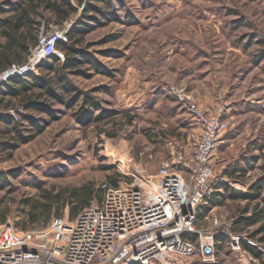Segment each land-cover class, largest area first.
Listing matches in <instances>:
<instances>
[{
	"label": "rangeland",
	"instance_id": "rangeland-1",
	"mask_svg": "<svg viewBox=\"0 0 264 264\" xmlns=\"http://www.w3.org/2000/svg\"><path fill=\"white\" fill-rule=\"evenodd\" d=\"M20 1L0 0V20L12 15ZM70 2L77 12L62 22H56L52 11L44 7L33 14L39 31L55 26L69 31L87 6L99 9L83 19L89 29L79 36L78 47L91 63L68 74L77 90L70 105L41 97L48 103L46 113L23 108L20 98L2 95L11 104L8 109L22 107L23 116L37 125L35 129L30 121H23L19 130L25 140L12 143L16 133L13 129L8 133L0 121V171L19 174L9 177L8 187L0 189V224L12 222L16 231L42 226L28 223V207L23 202L38 198L39 187L71 188L90 181L104 196L108 187L131 182L137 170L154 173L177 151L191 153L200 128L178 100L176 90L192 96L207 114H217L222 106L227 109V135L238 132L239 136L228 148L215 151L213 164L218 172L233 164L234 154L245 148L247 124L252 129L259 126V131L264 128V115L249 113L245 102L246 98L264 102V57L258 43L264 41V0ZM4 41L0 33V43ZM57 52L62 62L64 56ZM208 82L218 86L219 99L214 98L216 93L212 95L214 88ZM55 91L64 94L59 88ZM84 93L97 100V105L87 108L79 97ZM86 114L91 115L87 120ZM99 114L106 116L96 123L94 117ZM126 116L132 120L128 122ZM262 172L260 167L253 170L246 182L260 178ZM115 173L117 184L111 185L108 176ZM70 208L66 205L60 216L53 214L50 219L73 220ZM254 208L253 202L227 199L213 214L222 221H236L251 215ZM199 218L196 224L206 227L212 214ZM263 223L264 219L231 233L252 238L250 232ZM255 235L252 241L258 243L261 235ZM216 255L215 264H259L251 254L244 257L233 250L229 239L216 248ZM187 263L202 264L198 254Z\"/></svg>",
	"mask_w": 264,
	"mask_h": 264
},
{
	"label": "built area",
	"instance_id": "built-area-1",
	"mask_svg": "<svg viewBox=\"0 0 264 264\" xmlns=\"http://www.w3.org/2000/svg\"><path fill=\"white\" fill-rule=\"evenodd\" d=\"M58 41L68 42L66 28L42 30L25 62L0 71V87L13 78L36 74L58 53ZM175 95L200 128L191 153L177 151L154 173L137 170L131 182L108 187L100 202L84 207L73 220L51 219L24 231H16L12 222L0 224V264H188L197 254L202 264H215L217 236L229 239L241 256H249L242 247L246 242L264 258V241L232 234L234 220L212 215L209 226L196 224L202 207L215 194H223V184L237 188L241 182L227 180L213 164L229 129L225 106L217 114H207L192 96L178 90ZM23 115L22 107L0 109V116L15 120ZM261 174L259 179L264 171Z\"/></svg>",
	"mask_w": 264,
	"mask_h": 264
},
{
	"label": "trees",
	"instance_id": "trees-1",
	"mask_svg": "<svg viewBox=\"0 0 264 264\" xmlns=\"http://www.w3.org/2000/svg\"><path fill=\"white\" fill-rule=\"evenodd\" d=\"M62 1H64L63 4H59V2L55 0H21L15 5V10L12 15L0 20V33L5 39L3 43H0V71L6 69L12 63L25 62L30 49L37 44L38 35L42 31L37 30L39 22L35 20L33 14L36 13L39 7L51 10L56 18V22H62L77 12V9L74 8L70 0ZM105 1L107 2L108 0ZM75 2L80 4L83 0H75ZM1 11L0 9V12ZM91 11L98 12L99 9L93 5L87 6L85 11L80 14L79 19L76 20L75 27L68 31V42L58 41L56 43L57 50L61 51L64 56L63 61L60 62L59 56L53 55L39 66V75L29 74L24 77H16L11 79L7 85H2L0 87V107L8 108L11 106L10 102L2 98V95H5L4 93L20 98L23 108L25 107L34 111L39 110L49 113L47 107L48 103L42 100L41 97L48 100L61 101L63 105H70V102L73 100L72 95L77 92V90L69 80L68 74L75 71L83 63H88L90 61L88 55L79 49L78 43L81 41L79 36H83L89 29L87 28L88 25L84 24L83 19H87ZM99 14L105 17L104 12H99ZM94 21L97 22L96 20ZM258 43L262 46V55L264 57V41L259 40ZM41 71L46 73L43 74ZM56 88H59L61 93L64 94L60 95L57 93L55 91ZM34 89H38V92L33 95L32 92H34ZM79 97H82V102L87 108L97 105V100L86 93L81 94ZM90 116V114H86L84 119L87 120ZM105 116V114H99L94 117V120L98 123L102 121ZM126 117L128 122L132 120L131 116ZM0 121L4 123V128L8 133L11 132V129H13L12 133H16L12 143L25 140L21 137V132L19 130L23 121H30L35 126V129H37L34 120L29 116H21L17 120L11 116H0ZM14 145L15 144H13V146ZM8 147L9 145H7V148ZM105 167L106 166H104V168ZM18 175V172L14 171H0V189L8 187L9 177L14 178ZM117 177V173L108 176L111 185L117 184ZM262 186H264V177L257 181L255 186H251L246 191L237 190L224 184L223 194H215V196L209 200V203L202 207L200 217L209 210L210 206L218 207L227 199L246 200L248 202L254 201L256 206L254 212L249 216H241V218L233 222L230 228L231 231L240 233V231H243L246 227H250V225L256 224L264 219V196L261 194ZM102 196L103 191L98 190L94 187L92 182L87 181L80 186L71 188L39 187L38 198H28L23 202L26 204V207H28V223L31 225H44L51 220L50 218L53 214L57 217L60 216L66 205L71 207L70 217L74 218L84 207L90 205L92 200L100 202ZM260 201L262 202V206L260 205L261 207H259ZM250 233L252 238H255V234L261 235L258 239L259 241H264V223L254 232ZM191 238L195 239V236ZM216 240L218 241L217 247H221V244L225 242L226 238L217 236ZM242 247L254 258L258 259L259 264H264V258L259 250L246 242H242Z\"/></svg>",
	"mask_w": 264,
	"mask_h": 264
},
{
	"label": "crops",
	"instance_id": "crops-1",
	"mask_svg": "<svg viewBox=\"0 0 264 264\" xmlns=\"http://www.w3.org/2000/svg\"><path fill=\"white\" fill-rule=\"evenodd\" d=\"M70 26H71V24H70ZM238 53L240 56L243 55V54H241L240 50L238 51ZM38 73H39V71L35 75H39ZM238 76H239V78L241 77L240 75H238ZM208 83H209V87H213V85H211L210 82H208ZM215 87H213L214 89H211V91L213 93L212 95H214L215 93L217 95V93H218V91H217L218 86L215 85ZM214 98H216V97H214ZM245 102L248 105L247 107H249V109H248L249 113H253L252 115H256V117L264 115L263 99L253 100L251 98H246ZM250 110H253V111H250ZM259 111H261V112H259ZM252 126L253 125L249 126L248 124L245 126V129L246 128L247 129L244 131L245 132L244 134H245L246 140L248 141L247 143H245L246 145H243L245 148H243V149L241 148L242 152H240L239 154H234V156L232 157L233 158L232 159L233 164L224 166L220 170L222 172L223 176L227 180H230V181L231 180H239L241 182V184H236L237 188H235L229 184H226V183L225 184L230 186L231 188H234L237 190L240 189L241 191H246L251 186H253V185L255 186V184H257V181L260 180L259 178H255L254 180H249L248 182H246V173H248V172L250 173L253 170L259 169V167L262 171H264V151L262 150V148L264 147V128H261L262 131H259L258 130L259 126H257V128H255V129H252L251 128ZM252 130H253V132H252ZM237 133L238 132H236V134ZM251 133H253V135ZM236 134H234V133L231 134V132L228 135L226 134V138H225L224 142L219 147L226 145V148H228V145H231V143L236 140V136L238 135V134L237 135ZM239 187H241V188H239ZM263 193H264V186H262V189H261V194L263 195ZM237 201H243V200H237ZM244 201H246V200H244ZM251 202L255 203L254 201H251ZM260 204H262L261 201H260ZM213 207H215V206H213ZM216 208L217 207H215V209ZM213 211L209 208V210L203 214L202 218H205L209 214L214 215ZM199 227H204V226L200 225Z\"/></svg>",
	"mask_w": 264,
	"mask_h": 264
}]
</instances>
